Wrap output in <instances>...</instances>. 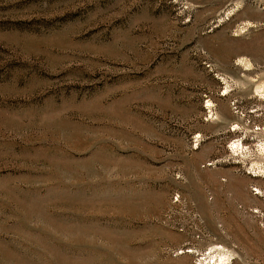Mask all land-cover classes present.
Wrapping results in <instances>:
<instances>
[{
  "label": "rangeland",
  "instance_id": "obj_1",
  "mask_svg": "<svg viewBox=\"0 0 264 264\" xmlns=\"http://www.w3.org/2000/svg\"><path fill=\"white\" fill-rule=\"evenodd\" d=\"M0 264H264V0H0Z\"/></svg>",
  "mask_w": 264,
  "mask_h": 264
}]
</instances>
